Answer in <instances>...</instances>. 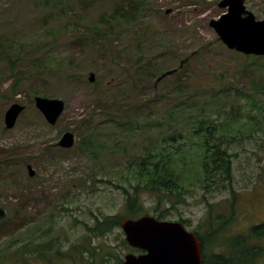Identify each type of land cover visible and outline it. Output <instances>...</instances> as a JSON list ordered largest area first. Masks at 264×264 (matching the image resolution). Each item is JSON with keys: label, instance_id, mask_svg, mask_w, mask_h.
<instances>
[{"label": "rangeland", "instance_id": "1", "mask_svg": "<svg viewBox=\"0 0 264 264\" xmlns=\"http://www.w3.org/2000/svg\"><path fill=\"white\" fill-rule=\"evenodd\" d=\"M219 1L0 0V206L8 212L0 264H117L111 254L139 253L122 245L121 226L103 236L92 228L97 218L124 213L122 186L132 190L136 163L151 147L176 132L193 154L192 121L203 113L230 120L226 132L238 138L229 143L231 185L207 191L191 163L174 161L185 187L140 185L143 215L185 219L201 233L224 223V236H249L264 223V120L254 101L264 106V56L247 58L217 41L209 22L227 11ZM246 4L263 18L264 0ZM36 95L65 100L55 125ZM14 102L25 109L8 129L4 115ZM68 130L76 141L63 148ZM251 242L264 246V237Z\"/></svg>", "mask_w": 264, "mask_h": 264}, {"label": "trees", "instance_id": "2", "mask_svg": "<svg viewBox=\"0 0 264 264\" xmlns=\"http://www.w3.org/2000/svg\"><path fill=\"white\" fill-rule=\"evenodd\" d=\"M217 41L220 42V39L217 38ZM0 50L3 52V49ZM246 56L247 58L256 57L254 55ZM7 57L9 58V56ZM261 89L264 93V84L261 86ZM233 91L236 92L237 89L234 87ZM254 101L258 107L260 117L264 120V106L258 100ZM203 114L192 121L191 131L196 138L195 144H193L196 145L193 154L189 153L188 148L182 150V143H179L178 137H182L183 135L179 134L178 136L176 132L170 135V142L165 140L167 143L177 142L176 145L171 146V144L167 145L166 143L153 146L147 150L146 155L136 163L138 166L134 172L136 184L131 185V181L128 182L132 190L126 186H122L127 195L124 213L104 215V218L101 220L97 218L96 224L92 228L95 232L94 235L103 236L105 232L111 230L114 226H120L121 220L125 217L134 218L143 215V206L138 198L139 195H137V189L140 185V187L145 186L153 191H174L185 187V179L174 167V161H181L183 164L191 163L193 169H195V173H197L201 186L207 191L222 188L227 189L231 185L234 165L233 156L235 154L231 151L229 143L231 139L238 138L236 135L233 136L226 132L227 127L230 126V120L219 121L208 114ZM111 115L113 116L111 118L115 119L114 115ZM251 117L254 119L255 115ZM91 119L89 118L87 123ZM91 148H93V144L90 143L84 146V149ZM174 150L177 151L178 156L175 159L171 155V152ZM187 161L188 163H186ZM212 212L213 206L210 205L208 215L215 220ZM221 216L218 215V221L222 219ZM157 218L163 219L161 215H158ZM182 222L186 223V220L182 219ZM205 224L208 225V223ZM224 226V223H220V226L215 229L211 225L209 228H205L203 233L200 232V229L194 230L202 241L203 261L213 264H260V259L264 254V246L253 244L251 239L260 238L264 235V223L254 225L251 228L249 236L227 234L224 236ZM121 243L125 248L141 252V250L130 247L125 239L121 240ZM107 253H109V250L104 256V261L107 259ZM111 255L118 259L117 264H122L123 259L121 256L117 257L114 253Z\"/></svg>", "mask_w": 264, "mask_h": 264}, {"label": "water", "instance_id": "3", "mask_svg": "<svg viewBox=\"0 0 264 264\" xmlns=\"http://www.w3.org/2000/svg\"><path fill=\"white\" fill-rule=\"evenodd\" d=\"M218 5L227 8V11L209 23L223 44L245 55L264 56V16L257 19L255 13L247 8L246 0H220ZM95 78V72H90L89 80L94 82ZM34 101L51 125L57 123L66 107L65 100L61 98L36 95ZM24 109L25 105L20 102H14L8 107L4 115L8 129L16 125ZM75 140V133L68 130L62 134L58 145L71 148ZM27 168L30 176H34L33 166L28 164ZM6 216L7 209L0 206V220ZM121 228L127 243L142 250L138 254L126 253L122 264H213L203 261L200 238L182 221L160 220L152 215H142L123 218Z\"/></svg>", "mask_w": 264, "mask_h": 264}, {"label": "flooded vegetation", "instance_id": "4", "mask_svg": "<svg viewBox=\"0 0 264 264\" xmlns=\"http://www.w3.org/2000/svg\"><path fill=\"white\" fill-rule=\"evenodd\" d=\"M264 237V235L262 236V238ZM261 264V263H260Z\"/></svg>", "mask_w": 264, "mask_h": 264}]
</instances>
